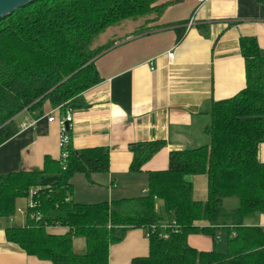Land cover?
Segmentation results:
<instances>
[{"label": "trees", "instance_id": "trees-1", "mask_svg": "<svg viewBox=\"0 0 264 264\" xmlns=\"http://www.w3.org/2000/svg\"><path fill=\"white\" fill-rule=\"evenodd\" d=\"M264 5V0H258ZM178 0H40L0 20V146L20 132L16 118L27 113L33 119L46 106L66 115L84 106L83 95L102 82L96 62L111 42L95 46L108 29L129 20L159 21ZM188 21L174 25L179 44ZM143 28L134 34L148 31ZM245 61L246 87L234 97L213 102L211 124L206 129L210 144L174 151L167 171L150 172L144 197L110 203L76 204L72 195L76 174L90 178L108 174L110 155L105 148L75 151L71 128L68 144L55 161L45 158L44 169L0 176V220L16 215L18 200L31 189L42 222L8 227L7 241L28 256L53 264H109L110 247L122 242L131 229H142L149 239L150 254L133 264H264V228L245 226V220L264 214V163L259 147L264 144V54L256 38L240 39ZM165 147V142L130 146V173H142L144 165ZM66 156V157H65ZM194 176L207 177L205 201L194 199ZM236 199L228 208L226 201ZM161 202L160 211L157 204ZM169 238L164 239L163 225ZM52 226L66 227L65 235L48 233ZM227 234L226 253L215 248L199 251L189 237L218 238ZM86 240L85 254H76L73 238Z\"/></svg>", "mask_w": 264, "mask_h": 264}, {"label": "crops", "instance_id": "crops-1", "mask_svg": "<svg viewBox=\"0 0 264 264\" xmlns=\"http://www.w3.org/2000/svg\"><path fill=\"white\" fill-rule=\"evenodd\" d=\"M171 1L174 0H159V4ZM185 1L178 0L157 22L152 17L134 20L127 30H119L121 24L114 26L117 30L111 42L115 44L96 62L102 82L84 93V106L73 111L69 127L75 151L98 147L108 150L110 171L90 178L76 174L71 181L69 201L111 204L146 196L149 173L167 171L171 152L210 144L206 129L211 124L212 103L230 99L246 87L240 39L256 38L264 54V5L258 0H187L186 5ZM180 6H187V12L179 19L171 15V10ZM185 20V36L176 44L174 25ZM149 27L153 28L134 34ZM170 53L175 54L173 60L168 57ZM55 110L46 106L40 119L27 113L16 118L19 127L24 122H35V126L20 129L0 146V176L43 170L46 157L61 159L59 122L65 115ZM51 117L54 122L48 120ZM155 141L165 142V147L144 165L142 173H130V146ZM258 157L264 163V144L259 147ZM190 180L194 199L205 201L207 177L194 176ZM21 201L18 200V206H25L26 201ZM158 209L161 211L163 206ZM251 217L245 220V226L264 228V214ZM17 218L18 226L0 220V264H53L28 256L7 241L8 227L27 224L24 217L7 220L14 222ZM69 232V228L60 226L48 229L53 235ZM223 236L227 240L225 231H220L217 239L193 235L189 244L199 251H211ZM73 249L76 254H85L86 240L74 237ZM149 254L145 231L131 229L122 242L110 247L109 264H133L135 259L147 258Z\"/></svg>", "mask_w": 264, "mask_h": 264}, {"label": "built area", "instance_id": "built-area-1", "mask_svg": "<svg viewBox=\"0 0 264 264\" xmlns=\"http://www.w3.org/2000/svg\"><path fill=\"white\" fill-rule=\"evenodd\" d=\"M193 21L191 20L189 23V27L192 26ZM174 53H170L168 55L170 60H173L174 58ZM151 70L154 71L155 70V66H153L151 64ZM60 108H57L55 111H59ZM73 111L68 110L66 115H65V119L61 120L60 123V127H61V137H60V147L61 149L66 146L68 144V136H67V131L69 129L66 128V124H69V126L71 125V123L73 122ZM50 122H54L55 118L51 117L48 119ZM35 126V122H24L21 124L20 129H28L31 127ZM66 157V156H65ZM42 189L38 188V189H31L29 192V195L25 198L26 204L25 206H17L16 208V215L9 218L10 220L15 219V217H24L27 221H34L36 223H40L43 220V216L40 212H38V203L36 201V197L39 196V191H41ZM67 201H69V199H67ZM176 223L173 222L172 225H163L162 229L165 231V233L163 234V238L164 239H168L169 238V232L168 229L172 230V232H178L177 230L173 231V227H175ZM155 228H152L151 232H148L146 234V237L149 238L152 231H154Z\"/></svg>", "mask_w": 264, "mask_h": 264}, {"label": "rangeland", "instance_id": "rangeland-1", "mask_svg": "<svg viewBox=\"0 0 264 264\" xmlns=\"http://www.w3.org/2000/svg\"><path fill=\"white\" fill-rule=\"evenodd\" d=\"M187 4V0L185 1V5ZM187 6H180V8H173L171 10V15L173 17H177V18H182L183 16H186V12H187ZM154 16H151L149 18H152ZM136 21V20H135ZM137 21H142V18L138 19ZM131 23H134V20H129L126 22L121 23V28H119V30H127V26L131 25ZM117 27V26H115ZM110 28L109 30H107L106 32H104L103 34H101L99 37L96 38V40L94 41V45L96 46H102L105 44V42H110L113 38V35H115V31L117 30V28ZM207 139H208V143H210V136L209 134L206 133ZM22 204L25 203V200L23 199V201H21ZM237 200L236 199H229L226 201V206L228 208H232V207H236L237 206ZM158 207H162V203H158ZM252 217L248 218L251 219ZM246 219V221L248 220ZM249 221V220H248ZM1 222L5 223V224H9V225H14V226H18L19 225V221L18 218L16 219V221H8V220H2ZM226 248H227V240L226 237L223 236L222 237V241L218 244V246L216 247V250L221 252V253H226Z\"/></svg>", "mask_w": 264, "mask_h": 264}, {"label": "water", "instance_id": "water-1", "mask_svg": "<svg viewBox=\"0 0 264 264\" xmlns=\"http://www.w3.org/2000/svg\"><path fill=\"white\" fill-rule=\"evenodd\" d=\"M40 0H0V20L10 17L19 9H25L29 5ZM69 124L66 128L69 129Z\"/></svg>", "mask_w": 264, "mask_h": 264}]
</instances>
